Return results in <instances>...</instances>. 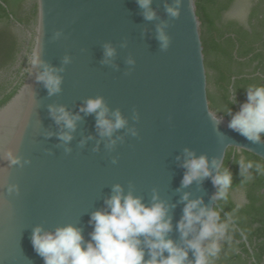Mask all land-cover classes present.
Returning a JSON list of instances; mask_svg holds the SVG:
<instances>
[{
    "label": "water",
    "instance_id": "95a60500",
    "mask_svg": "<svg viewBox=\"0 0 264 264\" xmlns=\"http://www.w3.org/2000/svg\"><path fill=\"white\" fill-rule=\"evenodd\" d=\"M35 3L23 81L0 107V151L11 149L21 158V164L11 166L0 159V169H6L0 179V264H44L32 245L38 225L54 230L72 223L90 239V215L104 207L117 183L146 204L157 194L169 206L173 229L168 236L183 246L176 229L186 203L183 194L202 198L208 208L218 206L211 176L182 186L185 148L205 154L209 162H223L228 149L264 160V143H253L231 129L226 117L211 114L196 0H182L176 18L166 11L175 0H152L153 20L145 19L137 0ZM158 25L169 37L166 49L157 38ZM105 44L115 49L107 62ZM35 52L62 69L60 92L49 95L36 80L42 67L30 63ZM97 96L104 98L109 114L119 109L127 120L113 133L111 148L109 138L98 132L95 114L80 111L87 98ZM50 105L79 113L67 144L58 135L67 129L53 119ZM9 184L18 191L9 193Z\"/></svg>",
    "mask_w": 264,
    "mask_h": 264
},
{
    "label": "clouds",
    "instance_id": "9594fccd",
    "mask_svg": "<svg viewBox=\"0 0 264 264\" xmlns=\"http://www.w3.org/2000/svg\"><path fill=\"white\" fill-rule=\"evenodd\" d=\"M137 2L144 9L145 19H155L156 13L150 7L152 0ZM181 2L182 0H175L174 5H166L169 16H179ZM157 31L161 47L166 49L169 37L164 26L158 25ZM114 54L115 49L110 44H105L104 62ZM68 62L69 57L66 56L64 63ZM30 63L33 68L42 67L35 78L43 83L49 95L61 91L62 77L59 72L62 69L44 63L37 52L32 55ZM129 63L132 61L129 60ZM232 102H236L235 98ZM49 111L56 123L67 129L58 134L67 144L80 119L79 113H70L64 105H50ZM80 111L95 114L98 132L101 137L109 138L106 145L109 148L116 143L112 139L113 133L127 125V120L119 109L109 114L110 110L102 96L87 98ZM211 114L214 119H220L217 112ZM228 114L231 117L228 125L231 129L253 143H264V85L248 87L246 100L240 104L239 110L233 112L229 108ZM130 131L132 135L136 134L134 129ZM66 151H70V148H66ZM184 156L181 165L185 169L182 186L186 187L193 181L211 176L217 188L213 198L216 201L226 199L233 177L228 169H224L223 162L218 163L216 159L209 162L205 154L197 156L187 148ZM0 159H6L10 166L21 164V158L11 149L0 151ZM239 163L242 176L253 167L251 162L241 160ZM256 167L259 169L260 166ZM213 168L216 169L215 175L212 173ZM5 175L6 169H0V179ZM7 190L9 193L18 191V186L9 184ZM189 197L188 192L181 197L186 203L183 215L176 224V229L185 241L183 246L168 236L173 229L172 218L168 215L169 206L159 200L157 194H153L152 203L146 204L142 197L134 195L131 190L126 193L119 183L112 186V194L105 198L104 207L91 213L90 239L86 240L82 229L72 223L57 226L54 230H44L38 225L33 229L32 245L43 257L44 264H212V260L221 252L220 241L225 238L230 222H222L217 208L204 206L202 198ZM189 251L194 257L191 261Z\"/></svg>",
    "mask_w": 264,
    "mask_h": 264
},
{
    "label": "trees",
    "instance_id": "16d2710c",
    "mask_svg": "<svg viewBox=\"0 0 264 264\" xmlns=\"http://www.w3.org/2000/svg\"><path fill=\"white\" fill-rule=\"evenodd\" d=\"M30 2L0 0V70L15 60L14 23L35 22L36 3ZM235 2L196 0L209 105L228 120L229 108L239 110L248 87L264 85V0H247L243 22L225 18ZM15 92L5 96L0 107ZM241 160L253 165L244 176L240 175ZM223 166L231 172L233 181L226 199L218 201L216 208L221 221L230 222V226L212 264H264V160L244 150L228 149Z\"/></svg>",
    "mask_w": 264,
    "mask_h": 264
},
{
    "label": "flooded vegetation",
    "instance_id": "af4514ba",
    "mask_svg": "<svg viewBox=\"0 0 264 264\" xmlns=\"http://www.w3.org/2000/svg\"><path fill=\"white\" fill-rule=\"evenodd\" d=\"M33 2L34 0H31L30 4ZM33 25L34 19L30 20L25 25L14 23V27L12 28L11 26L12 33L14 32L17 37L15 60L9 64L10 66H7L11 67L10 76L5 82H0V101H2L5 96H8L13 90H17L23 81L27 56L32 46V37L29 33L32 31Z\"/></svg>",
    "mask_w": 264,
    "mask_h": 264
},
{
    "label": "rangeland",
    "instance_id": "374dc122",
    "mask_svg": "<svg viewBox=\"0 0 264 264\" xmlns=\"http://www.w3.org/2000/svg\"><path fill=\"white\" fill-rule=\"evenodd\" d=\"M247 7V0H236L235 4L225 14V18H233L243 22L247 14ZM10 73L11 67H6L2 69L0 72V82H5L6 79L10 76ZM236 199L240 200L237 196Z\"/></svg>",
    "mask_w": 264,
    "mask_h": 264
}]
</instances>
